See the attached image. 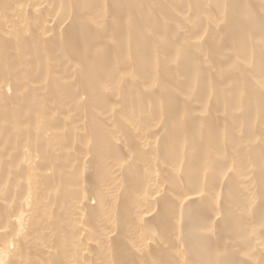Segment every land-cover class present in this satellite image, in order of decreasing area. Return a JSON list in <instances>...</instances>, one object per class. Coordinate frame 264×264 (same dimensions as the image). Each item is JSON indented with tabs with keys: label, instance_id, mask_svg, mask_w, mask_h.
<instances>
[{
	"label": "bare ground",
	"instance_id": "1",
	"mask_svg": "<svg viewBox=\"0 0 264 264\" xmlns=\"http://www.w3.org/2000/svg\"><path fill=\"white\" fill-rule=\"evenodd\" d=\"M0 264H264V0H0Z\"/></svg>",
	"mask_w": 264,
	"mask_h": 264
}]
</instances>
